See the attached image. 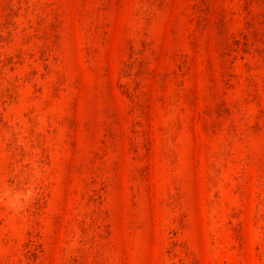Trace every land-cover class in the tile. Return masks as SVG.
Instances as JSON below:
<instances>
[{
	"label": "rangeland",
	"instance_id": "rangeland-1",
	"mask_svg": "<svg viewBox=\"0 0 264 264\" xmlns=\"http://www.w3.org/2000/svg\"><path fill=\"white\" fill-rule=\"evenodd\" d=\"M0 264H264V0H0Z\"/></svg>",
	"mask_w": 264,
	"mask_h": 264
}]
</instances>
